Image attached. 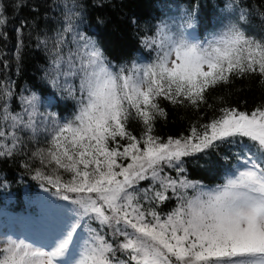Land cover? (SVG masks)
Returning a JSON list of instances; mask_svg holds the SVG:
<instances>
[{
    "label": "snow or ice",
    "instance_id": "1",
    "mask_svg": "<svg viewBox=\"0 0 264 264\" xmlns=\"http://www.w3.org/2000/svg\"><path fill=\"white\" fill-rule=\"evenodd\" d=\"M4 11L0 3V25ZM73 18L83 23L75 0L52 38L45 73L52 87L76 101L71 119L40 112L35 93L21 97L22 112L14 113L12 88L0 84V160L24 151L21 133L33 141L46 135L47 146L29 155L40 167L23 166L66 202L45 242L0 240V264H264V106L222 107L187 136L154 134L156 121L167 117L161 100L199 109L206 94L236 79L264 84V10L259 37L246 30L253 17L238 4L224 30L203 41L186 34L195 22L187 11L179 30L162 22L142 41L155 51L150 62L130 64L110 60ZM40 43L48 47L47 39ZM130 121L142 125L139 137ZM225 145L238 150L222 183L208 187L188 178L186 158ZM173 199L171 211H158Z\"/></svg>",
    "mask_w": 264,
    "mask_h": 264
},
{
    "label": "trees",
    "instance_id": "2",
    "mask_svg": "<svg viewBox=\"0 0 264 264\" xmlns=\"http://www.w3.org/2000/svg\"><path fill=\"white\" fill-rule=\"evenodd\" d=\"M0 3L5 7L2 18L6 20L0 25V84L12 88L10 109L14 113L22 112L21 97L35 93L39 97L40 112L53 113L61 122L71 119L76 111V101L52 87L45 73L53 54L52 38L67 23L65 13L73 6L74 0H0ZM75 3L81 6L83 23L77 18H73L72 23L77 30L93 35L106 56L116 64H130L133 60L151 61L155 51L145 48L142 41L154 37L161 23L166 22L167 16L179 7L194 12L195 33L200 40L210 38L223 29L238 4L253 17L246 30L259 37V13L264 10L261 0H75ZM46 39L47 48L40 43ZM67 39H71V34ZM72 47L69 43L64 48L65 54ZM206 95L208 103L199 109L174 106L161 100L167 117L156 121L154 134L165 140L187 136L193 126L199 128L217 117L222 107H236L250 112L264 106V84L256 77L236 79L233 84L217 87ZM128 127L139 137L142 132L139 122L130 121ZM4 130L9 131L6 125ZM21 135L27 145L24 151L0 160V240L10 236L29 241V237L20 235L11 226L22 223V216L34 217L41 206L64 205L52 195L54 189L46 191L49 186L41 187V182L33 179L32 169L23 166L29 163L34 168L40 167L38 162L29 159V155L36 147H46L48 137L42 134L37 141H33L28 138L29 133ZM237 150V147L225 145L207 154L188 157L184 165L186 175L191 180L214 187L223 182L226 172L236 164L233 154ZM172 175L176 174L173 172ZM173 207L175 199L161 205L158 211L167 213ZM15 217L17 220H13ZM91 226L98 227L95 223ZM86 232L87 228L80 235H86Z\"/></svg>",
    "mask_w": 264,
    "mask_h": 264
},
{
    "label": "rangeland",
    "instance_id": "3",
    "mask_svg": "<svg viewBox=\"0 0 264 264\" xmlns=\"http://www.w3.org/2000/svg\"><path fill=\"white\" fill-rule=\"evenodd\" d=\"M184 9L186 8L179 7L178 9H175L176 11L174 10L173 14L167 16L168 18L166 19V23L171 26V28H173V32L179 30V26L184 22V14L188 11L187 9V11ZM226 24H228V21L225 23V25ZM223 30L224 27L215 34H218ZM185 32L192 37L198 38L195 33V23L192 28L185 29ZM62 203L65 204L66 202L62 201ZM60 218L61 209L58 206L54 207V204L52 206L50 205L49 208L41 206L39 213H36L34 217L22 216V223L17 225L13 224L11 228L15 229L17 233H20V235L29 237V241L43 243L47 240L51 231L58 225ZM13 220H17L16 217Z\"/></svg>",
    "mask_w": 264,
    "mask_h": 264
}]
</instances>
